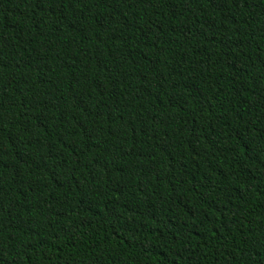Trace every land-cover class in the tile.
<instances>
[{
	"label": "trees",
	"instance_id": "16d2710c",
	"mask_svg": "<svg viewBox=\"0 0 264 264\" xmlns=\"http://www.w3.org/2000/svg\"><path fill=\"white\" fill-rule=\"evenodd\" d=\"M0 264H264V0H0Z\"/></svg>",
	"mask_w": 264,
	"mask_h": 264
}]
</instances>
